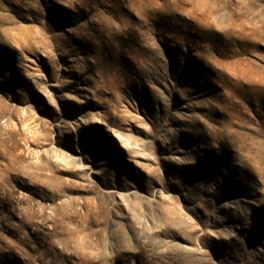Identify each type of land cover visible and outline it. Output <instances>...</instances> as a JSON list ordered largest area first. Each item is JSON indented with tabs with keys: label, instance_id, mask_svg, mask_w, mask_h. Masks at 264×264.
<instances>
[{
	"label": "rangeland",
	"instance_id": "374dc122",
	"mask_svg": "<svg viewBox=\"0 0 264 264\" xmlns=\"http://www.w3.org/2000/svg\"><path fill=\"white\" fill-rule=\"evenodd\" d=\"M0 264H264V0H0Z\"/></svg>",
	"mask_w": 264,
	"mask_h": 264
}]
</instances>
